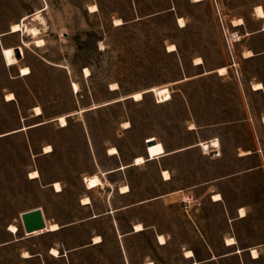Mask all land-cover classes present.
<instances>
[{
	"label": "rangeland",
	"instance_id": "obj_1",
	"mask_svg": "<svg viewBox=\"0 0 264 264\" xmlns=\"http://www.w3.org/2000/svg\"><path fill=\"white\" fill-rule=\"evenodd\" d=\"M260 4L0 0V264H264ZM14 22L22 29L11 32ZM23 65L31 72L22 75ZM7 92L15 98L6 101ZM92 173L102 184L87 188ZM33 207L59 227L26 232L21 212Z\"/></svg>",
	"mask_w": 264,
	"mask_h": 264
},
{
	"label": "bare ground",
	"instance_id": "obj_2",
	"mask_svg": "<svg viewBox=\"0 0 264 264\" xmlns=\"http://www.w3.org/2000/svg\"><path fill=\"white\" fill-rule=\"evenodd\" d=\"M90 7H91V9L92 8H95V5H91ZM255 12L258 14L259 17H264V10H263V7H262L261 4L260 5H257L255 7ZM35 15L38 16L39 13H35ZM121 22H122V18L121 17H116L115 24L121 23ZM178 22H179L180 25H184V19H183V17H179L178 18ZM239 23H242V20L241 19H240V22ZM20 29H22L21 23L14 22V23L11 24V30L12 31H16V30H20ZM26 29L32 35H36V34L39 33V29L37 27H33V26L32 27H26ZM34 43H35L36 46H42L45 42H44V39L43 38H36L34 40ZM99 43H100L101 46L103 45V41L102 40H99ZM167 49L169 51L175 49V44L174 43H171L170 45H168ZM251 54H252V52H251V50H249L248 51V55H251ZM194 62L195 63H200V62H202V58L200 56H197V57H195V61ZM217 70H218V72L220 74H225V72H227V70H228V67H226V65L225 66H219ZM30 71H31V69L27 65L26 66H23L21 68V72L23 74L29 73ZM84 72L87 75L90 73V70H89V68L87 66L84 67ZM253 85H254V88H256V89L262 88V86H263L260 82L253 83ZM72 87H73V89L75 91H77L79 89L78 83L75 82V81H72ZM141 94H142L141 91H137L136 93H134V98L135 99L136 98H140ZM6 98L7 99H12V98H14V94L12 92H9V93L6 94ZM33 109L35 111V114L42 113V109L39 106H35V108H33ZM56 119L59 121V123H60L61 126H64V125L67 124V118H66V115H64V114L58 115L56 117ZM51 150H52L51 144H46L44 146V151L45 152H48V151H51ZM116 152H117V148L115 146H111V147L108 148V153L109 154H114ZM134 160H135V163H138V162L143 161L144 159H143V156L138 155L137 157H135ZM122 166H125V165H122ZM162 174H163V177H165L166 179L171 178L169 171L166 170V169H163ZM28 176L30 178L38 177L39 176V171L36 170V169L31 170L29 172ZM83 180H84L87 188H91V187H94V186H96L98 184H102V179H101V177L97 173H92L90 175H86V176H84ZM51 185L53 186V188L56 191L61 190V184H60L59 181H57V180L56 181H53L51 183ZM128 189H129V185L128 184H122L120 186V191H126ZM110 193H111V191L109 192V194ZM221 197L222 196H221L220 193L213 194V199L214 200H219V199H221ZM89 201H90V197L89 196L83 197V203H88ZM238 211H240V215L241 216H244L246 214V211L244 210L243 207H239ZM58 227H59V225H58L57 222H52V223H47L45 229L53 230V229H57ZM133 228H134V231H139L140 229H143L144 228V225L142 224V222L139 221V222H137V223H135L133 225ZM9 230L11 232H16L18 230V228H17V226L15 224L11 223L9 225ZM42 230H44V229L42 228V229L34 230V231H32V233L41 232ZM158 239H159L160 243L166 242L165 241V236L162 233H159L158 234ZM99 240H100V236L99 235H96L94 237V242H98ZM225 242H226L227 245H230V244H232V243L235 242V238L233 236H230L229 238L226 239ZM251 252H252V255L254 257L258 255V250H257L256 247H252L251 248ZM51 253L57 255L58 254L57 248L52 247L51 248ZM185 256L186 257H193L194 256L193 250L192 249L186 250ZM145 264H154V262L152 260H149V261H146Z\"/></svg>",
	"mask_w": 264,
	"mask_h": 264
},
{
	"label": "water",
	"instance_id": "obj_3",
	"mask_svg": "<svg viewBox=\"0 0 264 264\" xmlns=\"http://www.w3.org/2000/svg\"><path fill=\"white\" fill-rule=\"evenodd\" d=\"M218 150L219 149H215L211 151V154H218ZM21 219L26 232H32L46 227V222L40 207H33L21 212Z\"/></svg>",
	"mask_w": 264,
	"mask_h": 264
},
{
	"label": "crops",
	"instance_id": "obj_4",
	"mask_svg": "<svg viewBox=\"0 0 264 264\" xmlns=\"http://www.w3.org/2000/svg\"><path fill=\"white\" fill-rule=\"evenodd\" d=\"M10 31H11V28H10ZM17 31H19V30H17ZM11 32H14V31H11ZM5 33H7V31H3V33H0V35L2 34H5ZM7 63H8V60H7ZM23 66H26V65H23ZM23 66H20L19 67V69H20V73L22 74V75H25V74H28V73H25V74H23L22 72H21V68L23 67ZM28 66V65H27ZM31 72V71H30ZM29 72V73H30ZM256 89V88H255ZM258 89H260V88H258ZM7 93H9V92H7ZM6 93V94H7ZM13 93V92H12ZM6 94H5V99H6V101H10V100H12V99H14L15 98V95H14V98H12V99H7L6 98ZM14 94V93H13ZM35 106H39L40 107V105H33V108H35ZM41 108V107H40ZM42 109V108H41ZM34 113H35V111H34ZM41 114V113H40ZM40 114H36V115H40ZM3 135V134H2ZM248 151V150H247ZM123 165H125V164H123ZM120 168V167H119ZM166 170H168V169H166ZM162 171H163V169L161 170V173H162ZM169 171V170H168ZM170 173V172H169ZM162 177H163V174H162ZM171 177V176H170ZM165 180H168V179H171V178H168V179H166V178H164ZM121 186V185H120ZM129 190V189H128ZM128 190H126V191H128ZM110 192V191H109ZM120 192H125V191H120ZM111 194H109V196H110ZM214 200V199H213ZM153 261V260H152ZM154 262V261H153ZM155 264V263H154Z\"/></svg>",
	"mask_w": 264,
	"mask_h": 264
},
{
	"label": "built area",
	"instance_id": "obj_5",
	"mask_svg": "<svg viewBox=\"0 0 264 264\" xmlns=\"http://www.w3.org/2000/svg\"><path fill=\"white\" fill-rule=\"evenodd\" d=\"M213 150H215V149H212L211 151H213ZM183 200H184L183 202L186 204V202L189 201V197H183Z\"/></svg>",
	"mask_w": 264,
	"mask_h": 264
},
{
	"label": "trees",
	"instance_id": "obj_6",
	"mask_svg": "<svg viewBox=\"0 0 264 264\" xmlns=\"http://www.w3.org/2000/svg\"><path fill=\"white\" fill-rule=\"evenodd\" d=\"M41 114H46V112L42 109V113ZM113 192V191H112ZM112 192H111V194H112Z\"/></svg>",
	"mask_w": 264,
	"mask_h": 264
}]
</instances>
